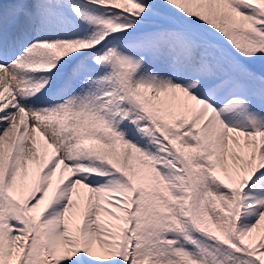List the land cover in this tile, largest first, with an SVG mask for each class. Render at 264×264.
<instances>
[{"label": "snow or ice", "instance_id": "snow-or-ice-1", "mask_svg": "<svg viewBox=\"0 0 264 264\" xmlns=\"http://www.w3.org/2000/svg\"><path fill=\"white\" fill-rule=\"evenodd\" d=\"M0 264H264V0H0Z\"/></svg>", "mask_w": 264, "mask_h": 264}]
</instances>
